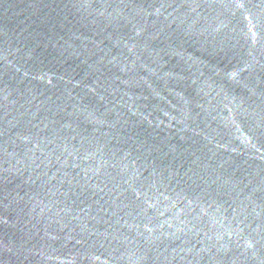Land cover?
I'll return each mask as SVG.
<instances>
[{
    "label": "water",
    "instance_id": "1",
    "mask_svg": "<svg viewBox=\"0 0 264 264\" xmlns=\"http://www.w3.org/2000/svg\"><path fill=\"white\" fill-rule=\"evenodd\" d=\"M0 264H264V0H0Z\"/></svg>",
    "mask_w": 264,
    "mask_h": 264
}]
</instances>
